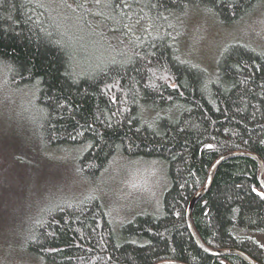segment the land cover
<instances>
[{
    "label": "trees",
    "instance_id": "obj_1",
    "mask_svg": "<svg viewBox=\"0 0 264 264\" xmlns=\"http://www.w3.org/2000/svg\"><path fill=\"white\" fill-rule=\"evenodd\" d=\"M263 2L0 0V97L30 100L15 109L40 147L85 146L73 162L85 182L117 155L162 158L172 180L161 213H139L118 231L93 192L46 197L56 202L32 218L26 250L51 264H250L203 249L187 210L221 155L264 161V50L228 42L211 72L182 55L179 31L189 9L226 25ZM260 171L248 154L222 160L192 219L208 246L264 264V246L234 231L264 230Z\"/></svg>",
    "mask_w": 264,
    "mask_h": 264
},
{
    "label": "rangeland",
    "instance_id": "obj_2",
    "mask_svg": "<svg viewBox=\"0 0 264 264\" xmlns=\"http://www.w3.org/2000/svg\"><path fill=\"white\" fill-rule=\"evenodd\" d=\"M200 10L189 9L181 15L185 20L179 31L184 57L215 72L228 42L239 41L264 50V2L226 25ZM12 101L10 105L0 97V264H51L45 256L24 248L32 218L36 220L56 202L47 198H83L93 192L107 207L116 231L139 213L162 212L163 196L172 182L162 158L117 155L96 181L79 180L73 162L85 146L40 147L21 120V111L18 115L15 109L26 110L30 100L22 107L21 99ZM234 231L264 245V230L236 226ZM130 239L142 242L138 237Z\"/></svg>",
    "mask_w": 264,
    "mask_h": 264
},
{
    "label": "water",
    "instance_id": "obj_3",
    "mask_svg": "<svg viewBox=\"0 0 264 264\" xmlns=\"http://www.w3.org/2000/svg\"><path fill=\"white\" fill-rule=\"evenodd\" d=\"M240 154H248V155L254 156L255 158L258 159V161H259V163L261 165V171H260L259 178H260V181L262 182V184L264 185V161L262 160V158L258 154L253 153V152H247V151H237V152L223 154L212 164L211 169H210L209 174H208L207 181H206L205 185L203 186V188L200 189L198 192H196L194 194V196L191 198V201H190V204H189L188 210H187V220H188L189 227H190L195 239L197 240L199 245L203 249L208 251L209 253L215 254V255L225 254V253H236V254L242 256L250 264H263L261 262H258L255 259H253L252 257H250L248 254L243 253V252L238 251V250L227 249V248L213 249V248L209 247L208 245H206L203 242L202 238L200 237L199 233L197 232V230H196V228L194 226L193 219H192V209H193L194 203L196 202V200L200 196H202L204 193H206V191L209 189L216 167L225 158H228V157L233 156V155H240ZM170 263H173V264H184V263H181V262H178V261H163V262H157L155 264H170Z\"/></svg>",
    "mask_w": 264,
    "mask_h": 264
},
{
    "label": "bare ground",
    "instance_id": "obj_4",
    "mask_svg": "<svg viewBox=\"0 0 264 264\" xmlns=\"http://www.w3.org/2000/svg\"><path fill=\"white\" fill-rule=\"evenodd\" d=\"M237 152V151H236ZM229 153H232V152H229ZM247 155V154H246ZM193 218V217H192ZM195 226V225H194ZM204 242V241H203ZM205 243V242H204ZM206 244V243H205ZM207 245V244H206ZM210 247V246H209ZM212 248V247H211ZM213 249H222V248H213ZM227 249H234V250H238V251H241V252H243V253H246L245 251H243V250H240V249H237V248H227ZM225 254H229V253H225ZM236 254V253H235ZM246 254H248V253H246ZM218 255H220V254H218ZM249 255V254H248ZM240 256V255H239ZM250 256V255H249ZM242 257V256H241ZM251 257V256H250ZM243 258V257H242ZM253 258V257H252ZM254 259V258H253ZM256 260V259H255ZM163 261H177V260H162V261H160V262H163ZM258 261V260H257ZM178 262H181V261H178ZM258 262H260V261H258ZM181 263H184V264H188V263H185V262H181ZM262 263V262H261ZM171 264V263H170ZM173 264V263H172Z\"/></svg>",
    "mask_w": 264,
    "mask_h": 264
}]
</instances>
